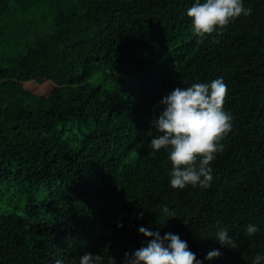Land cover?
Returning a JSON list of instances; mask_svg holds the SVG:
<instances>
[{
    "label": "trees",
    "instance_id": "obj_1",
    "mask_svg": "<svg viewBox=\"0 0 264 264\" xmlns=\"http://www.w3.org/2000/svg\"><path fill=\"white\" fill-rule=\"evenodd\" d=\"M194 0H0V264H78L84 251L123 264L139 226L177 232L204 264H250L264 250V0L222 33L197 35ZM213 37H216L213 39ZM223 76L233 128L210 188L169 183L149 148L158 101ZM50 82L40 95L26 82ZM12 205V204H11ZM167 206L175 217L167 219ZM256 222L261 230L245 232ZM228 227L238 247L215 235Z\"/></svg>",
    "mask_w": 264,
    "mask_h": 264
},
{
    "label": "clouds",
    "instance_id": "obj_2",
    "mask_svg": "<svg viewBox=\"0 0 264 264\" xmlns=\"http://www.w3.org/2000/svg\"><path fill=\"white\" fill-rule=\"evenodd\" d=\"M253 9L246 6L244 0H194L187 8L191 17V28L200 36L222 33L226 26L241 15H250ZM216 37H213L215 39ZM228 86L223 76L207 81H193L188 86H176L157 102L163 105L159 114L151 121L157 130L151 136L149 148L166 150L172 162L169 170V183L174 188L193 187L210 188L214 180L213 161L224 150L221 142L233 128V115L225 105ZM167 218L175 217L167 206L164 207ZM139 232L147 238L133 252L125 253L123 264H204L205 259L221 255L220 248H213L203 258L189 247L186 239L177 232L163 234L145 225L139 226ZM261 230V226L249 221L245 232L252 236ZM221 245L238 247L228 227L217 230L215 238ZM114 264L115 258L113 257ZM105 257L100 252L84 251L78 264H104ZM53 264H66L57 257ZM250 264H264V250L252 257Z\"/></svg>",
    "mask_w": 264,
    "mask_h": 264
},
{
    "label": "rangeland",
    "instance_id": "obj_3",
    "mask_svg": "<svg viewBox=\"0 0 264 264\" xmlns=\"http://www.w3.org/2000/svg\"><path fill=\"white\" fill-rule=\"evenodd\" d=\"M24 86L26 89L31 90L34 93H37L40 95H48L54 88V85L50 82L37 83V82L31 81V82L24 83ZM42 197L43 196L35 200L34 199H24L18 203H15V202H12V200L9 197V194H4V196L0 197V209L3 211L10 210V209L24 210L28 205L39 204Z\"/></svg>",
    "mask_w": 264,
    "mask_h": 264
}]
</instances>
